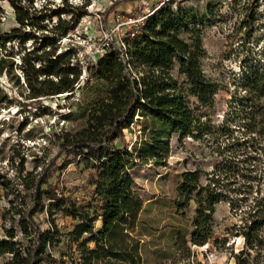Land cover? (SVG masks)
Returning <instances> with one entry per match:
<instances>
[{
  "label": "trees",
  "instance_id": "trees-1",
  "mask_svg": "<svg viewBox=\"0 0 264 264\" xmlns=\"http://www.w3.org/2000/svg\"><path fill=\"white\" fill-rule=\"evenodd\" d=\"M2 1L9 3L18 26L0 33L1 47L14 40L22 43L31 39L26 28L50 34L41 33L38 47L24 53L19 64L28 87L27 98L39 103L67 94L63 105L56 103L64 108L80 88L75 89L81 68L73 46L57 50L80 19L90 15L87 4L74 6L64 0L62 8L53 11L45 6L34 9L33 0L27 4L21 0ZM127 1L137 0H110L100 14V24H105L106 17ZM52 17L56 18L54 25L46 29V20L50 22ZM201 22L186 9L173 11L162 6L143 23L124 29L119 39L111 37L95 59L85 55L84 85L99 79L106 84L107 93L88 108L81 128L54 134L59 141L57 152L28 190L29 207L17 210L19 229L32 237V249L25 255L15 254L3 264H143L137 234L143 200L135 190L131 171L137 164L166 165L169 139L175 135L179 140H198L207 135L226 140L216 150L220 161L208 182L200 183L199 170L181 174L176 186V209L183 212L193 201L195 213L192 230L177 233L175 241L181 238L189 253L188 245L202 247L211 242L224 246L226 237H213L215 206L222 201L232 209L244 205L246 216L238 227L243 246L233 256L235 264L264 261V196H258L259 178L253 174L257 160L254 155L264 152V145L258 141L264 139V56L252 65L243 61L238 89L229 100L230 115L224 116L220 125H211L202 110L213 108L219 85L207 78L200 66ZM8 56L0 53V77L12 74L16 67L12 56ZM174 64L181 81L172 74ZM15 85H19L18 77ZM191 97L197 103L194 107ZM12 102L0 87V108ZM134 126L135 139H127L126 132H132ZM69 164L82 166L80 184L61 185L58 179L48 183L49 176ZM81 190L87 192L86 197L79 201L71 197ZM43 213L50 224L46 230L34 219L35 214ZM57 213L70 219L67 228L57 226ZM12 238L7 232V240L0 241L1 253L14 252ZM63 239L65 250L47 251Z\"/></svg>",
  "mask_w": 264,
  "mask_h": 264
},
{
  "label": "rangeland",
  "instance_id": "rangeland-1",
  "mask_svg": "<svg viewBox=\"0 0 264 264\" xmlns=\"http://www.w3.org/2000/svg\"><path fill=\"white\" fill-rule=\"evenodd\" d=\"M21 1L22 4L28 3V0ZM137 1L121 3L117 11H112L106 17L105 24H100L93 14H101L110 0H66L74 6L86 3L90 15L80 19L57 50L64 51L67 45L73 46L81 68L75 89L80 88L65 102L64 108H59L56 103L63 105L67 94L42 99L39 103L32 102L35 99L27 98L28 87L19 68L23 54L37 48L41 33L50 35L49 32L26 28L27 36L30 35L31 39L22 43L14 40L4 43L2 47L0 44V53L11 55L16 64L12 74H3L0 77V87L13 99L12 104L0 108V241L7 240L8 232L13 235L10 242L14 245L13 253L0 252V264L9 261L15 254L25 255L32 249V237L25 236L19 229L17 210L29 207L28 190L32 188L41 169L57 152L59 141L54 134L73 132L81 128L88 108L107 93L106 84L99 79H92L84 85L86 72L82 68V59L85 55H92L95 49H100L111 37L116 40L121 37L122 31L128 29V25L123 23L125 19L140 14L135 7ZM63 2L64 0H33L32 6L36 10L45 6L46 9L57 11L62 8ZM0 6L2 33L18 25L9 3L0 0ZM169 9H186L202 21L200 27L203 52L200 66L204 75L219 85L213 108L202 111L211 125L218 126L224 121V116L230 115L229 100L231 93L238 89L241 64L245 61L247 65H252L264 56V0H183L169 6ZM68 18L69 16H64V19ZM55 20V17H52L50 22L46 20V29L54 25ZM172 74L181 81L176 64L172 68ZM16 77L19 79V85H15ZM22 102L24 105L20 104ZM190 104L191 107L197 104L193 97L190 98ZM136 130L134 126L132 132H126L127 139L134 140ZM258 141L264 145V139ZM224 143L226 140L223 137L215 135L203 136L198 140L188 137L179 140L175 135L169 139L166 165L137 164L132 169L135 190L143 200L137 225L143 264H235L233 256L243 246L238 227L246 216L244 211L247 206L232 209L225 201L216 204L213 214V237L218 240L226 237L224 246L212 245L211 242L202 247L188 245L189 253L181 238L175 241L177 233L182 235L192 230V218L195 213L193 201L183 212L176 209V186L180 182V176L187 171L199 170L200 183L208 182L215 166H218L215 164L220 161L216 150L222 148ZM254 156L257 160L254 162L253 174L259 178L256 188L260 197L264 196V152ZM59 161L58 159L57 165L60 164ZM81 168V165L69 164L60 173L49 176L48 183L53 184L58 179L61 185H78ZM216 174L220 176L218 172ZM219 179L221 184L225 182L222 176ZM23 183H30V186ZM252 183L256 184L255 181ZM256 188H253V196L256 195ZM86 195L87 192L81 190L71 197L79 201ZM54 217L58 227H68L69 218H62L60 213ZM34 219L41 229L50 228L45 213L35 214ZM99 224V221H96V226ZM64 242L63 239L54 249L49 248L47 251L54 253L56 250H65ZM257 264H264V261Z\"/></svg>",
  "mask_w": 264,
  "mask_h": 264
},
{
  "label": "built area",
  "instance_id": "built-area-1",
  "mask_svg": "<svg viewBox=\"0 0 264 264\" xmlns=\"http://www.w3.org/2000/svg\"><path fill=\"white\" fill-rule=\"evenodd\" d=\"M181 1H183V0H139V1L135 2V7L138 9V13H140V14L137 17H127L125 19V22H123V23L128 25V28L132 25L141 24L145 21L147 16L151 15L157 9H160V7H162V6H174ZM93 15L97 19H100L99 13L96 12ZM66 39H67V36L61 40V43L65 42ZM103 46L98 50L95 49L94 51H92V55H89V56L92 59H95L96 54L98 55V54L102 53Z\"/></svg>",
  "mask_w": 264,
  "mask_h": 264
}]
</instances>
